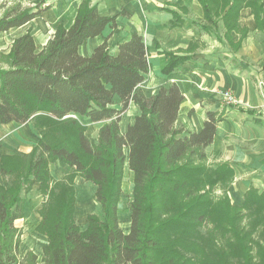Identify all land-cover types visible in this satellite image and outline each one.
<instances>
[{"label":"trees","instance_id":"16d2710c","mask_svg":"<svg viewBox=\"0 0 264 264\" xmlns=\"http://www.w3.org/2000/svg\"><path fill=\"white\" fill-rule=\"evenodd\" d=\"M198 1L209 24L207 31L217 27L220 18L229 33L238 29L239 12L246 7L252 9L257 26L264 27V0ZM40 14L39 9L15 4L0 18V34L24 27ZM74 21L69 29L58 27L42 50L30 32L15 39L9 67L0 68V127L32 120L41 129L48 127L31 152L26 179L34 175L40 189H47V165L53 160L74 168L97 188L102 216H90L85 229L73 221V195L67 199L66 189L53 206L51 202L42 208L39 230L48 239L42 264H196L190 242L195 230L207 227L212 218L220 223H215L219 230L213 234L231 232L245 264H253V245L264 264V192L251 188L244 206L236 208L227 197L220 202L207 191L216 180L222 184L234 179L228 164L211 167L206 162V150L223 116L207 112L198 132L176 129L184 100L179 87H162L151 97L141 88L151 69L144 37L133 33L116 44V53L105 41L85 57L80 47L107 27L115 29L117 19L100 15L97 6L86 0ZM185 60L172 56L164 71L171 73ZM133 103L139 113L122 133L123 116ZM85 120L103 124L97 139L86 136ZM51 125L61 141L52 142ZM70 129L73 140L67 142ZM4 158L0 175H11L5 162L13 160ZM126 162L135 179L128 233L118 219ZM13 186L16 192L0 184V264H39L37 254L19 255L22 234L15 223L26 211L20 184ZM246 207L250 220L244 225ZM232 209L238 212L231 214Z\"/></svg>","mask_w":264,"mask_h":264},{"label":"crops","instance_id":"0c3cea01","mask_svg":"<svg viewBox=\"0 0 264 264\" xmlns=\"http://www.w3.org/2000/svg\"><path fill=\"white\" fill-rule=\"evenodd\" d=\"M85 1L36 0L35 6L39 7L41 14L46 10L54 14L58 27L69 29ZM89 1L97 6L100 15L116 16L117 26L115 29L107 27L101 36L88 39L80 47L81 54L85 57L92 55L95 48L105 41L108 42L113 53H116L117 43L129 40L133 33L142 35L151 65L148 78L141 86L145 95L151 97L162 87L177 85L184 95V100L181 103L175 128L183 130L185 134L202 130L207 112L221 114L224 119L218 124L217 135L206 150V162L211 167L228 164L236 181L240 176L252 177L251 183L246 185L249 187L244 188V193L249 192L251 188L263 193L264 27L257 26L252 9L246 7L240 10L239 27L229 33L222 18L218 19L217 27H210L207 31L206 27L209 24L203 6L198 0ZM262 15L264 18V11ZM24 34L26 33L20 36ZM172 56L183 57L186 60L185 63L176 66L171 73H167L164 68L171 63ZM225 91L235 95L239 105L225 106L222 103V92ZM249 112L256 116L248 115ZM138 113V107L134 103L130 104V109L125 114L129 119L124 116L121 122L122 133L133 125ZM83 122L88 127L86 136L97 139L103 124L86 120ZM17 125L21 124H5L0 127V131L6 127L8 133L13 131L17 137L19 132L15 127ZM90 125L96 126V131L91 136L88 135ZM21 126L31 129L30 136L22 137L23 139L28 143H32L33 140L35 143L39 142L40 136L31 123ZM3 138L0 137V164L5 155H13L6 150V145L2 144ZM12 139L13 142L17 141L15 138ZM8 145L11 148L13 144ZM214 158L219 161L216 165L211 164L213 162L211 159ZM68 167L70 172L75 170ZM128 167L129 164L126 162L125 169L129 170ZM129 173L133 190L134 174L130 170ZM81 180L83 183L86 182L83 178ZM230 190L233 191L232 188ZM237 192L239 194L238 190ZM237 200V205L243 207L244 200L240 198ZM119 214L120 211L118 219H120Z\"/></svg>","mask_w":264,"mask_h":264},{"label":"rangeland","instance_id":"374dc122","mask_svg":"<svg viewBox=\"0 0 264 264\" xmlns=\"http://www.w3.org/2000/svg\"><path fill=\"white\" fill-rule=\"evenodd\" d=\"M36 0H0V18L15 4H21L23 8H34L39 9L38 6H35L37 2ZM58 21L54 19V14L48 12V10L43 11V14L37 16L34 20H32L29 25L24 28L14 29L13 31H8L6 33L0 34V68H7L8 66V56L10 54V49L15 39H17L23 33H31V35L35 38L38 50H42L44 46L48 43L50 39L54 37L56 33V29L58 27ZM48 40V41H47ZM222 103L228 105L224 100ZM230 106V105H229ZM127 118V115H124ZM123 116V117H124ZM129 119V118H127ZM50 120V119H46ZM46 120H38V121H46ZM123 120V119H122ZM125 123H127L124 118ZM35 120H32L31 126L36 129L38 136L41 137V134L46 133L48 127H43L42 129L35 124ZM17 127L18 135L17 137L14 135V132H7V128L4 127L2 131H0V137H4L2 144L6 145V150L13 155H5L4 157L8 159H12V162H5V166H10L12 168V174L7 176L0 175V183L1 185L6 186L7 189H13V192H16L14 184L21 186V197L25 200V215L23 218H20L15 225L21 231V246L19 255L25 256L26 253L32 252L39 256V264H42L41 260L43 257V249L48 244V239L44 233L39 230V226L42 220L41 210L44 206L51 204L52 206L58 200L59 192L60 194L63 190H67L66 198L68 199L71 195H73V221L83 229L87 227L88 218L92 215L101 218L102 212L99 209V204L96 200L95 189L96 187L91 182H84L81 180L82 176L73 170L70 172L69 167L64 163L55 162L50 160L48 162V172L49 179L48 187L44 191L40 189V183L34 181V175L27 177L29 171V165L31 162V152L37 146V143L33 142L28 143L22 137L30 136L31 129H26L27 126H15ZM31 127V128H32ZM51 129V138L52 142L61 141L60 138L55 135V126H49ZM25 128V129H24ZM32 128V129H33ZM42 131H40V130ZM88 130V127H87ZM72 131L69 130V134H66L65 137L68 138V141H72ZM96 131V126L90 125L88 135H94ZM21 137V138H20ZM39 137V138H40ZM17 139L16 142H13V139ZM92 139H94L92 137ZM28 140V139H27ZM41 140V138H40ZM39 140V141H40ZM8 144H13L12 147ZM33 144V145H32ZM36 144V145H35ZM30 152V153H29ZM3 157V158H4ZM14 157V158H10ZM2 158V160H3ZM5 159V158H4ZM212 165L218 164L217 159H211ZM210 162V161H209ZM17 168H14V167ZM129 170L125 169L123 175L122 182V196L118 203V208L120 211V227L123 229L125 233H128L131 227L130 215L131 208L130 204L133 200V182L129 179ZM81 178V179H80ZM243 178V180H242ZM239 179V180H238ZM237 181L234 179H229L227 183H218L216 180L213 183V188H208L207 191H210V196L215 200L220 201L223 198H228L230 204L233 207H238V198L245 201V187L250 184V180L252 177H238ZM231 180V181H230ZM247 183V184H246ZM245 184V185H243ZM233 189L231 191L230 189ZM239 188V189H238ZM70 189V190H69ZM234 189L236 191H234ZM239 191V194L237 192ZM51 195L52 197H50ZM241 195V196H240ZM243 195V197H242ZM223 201V200H221ZM220 201V202H221ZM244 206V205H243ZM240 207V206H239ZM248 211V213H247ZM236 211H231V214H236ZM243 212L247 216L242 218V223L245 225L249 218V209L244 208ZM125 216V217H124ZM219 221H222L218 218ZM208 226H200L195 230L193 236L192 245L190 242V246L192 250H195L197 262L196 264H245V256L241 248H237V241L231 232L221 233V236H215L213 232L218 233L219 227L216 228L215 223L218 225L219 222H216V218L210 219ZM239 227L237 231H240V221L238 223ZM215 226V227H214ZM254 226V224H252ZM214 227V228H213ZM213 228V229H211ZM128 231V232H127ZM257 235V234H256ZM260 235H257L259 238ZM253 257L251 258V262L253 264H262L261 256L256 254L257 248L253 245ZM220 252V253H219ZM200 259V261H199Z\"/></svg>","mask_w":264,"mask_h":264},{"label":"built area","instance_id":"2783aa9c","mask_svg":"<svg viewBox=\"0 0 264 264\" xmlns=\"http://www.w3.org/2000/svg\"><path fill=\"white\" fill-rule=\"evenodd\" d=\"M223 100L230 106L239 105V101L235 95L229 91L222 92Z\"/></svg>","mask_w":264,"mask_h":264}]
</instances>
